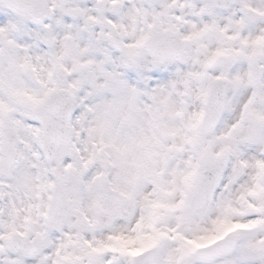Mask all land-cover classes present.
I'll list each match as a JSON object with an SVG mask.
<instances>
[{
	"label": "snow or ice",
	"instance_id": "1",
	"mask_svg": "<svg viewBox=\"0 0 264 264\" xmlns=\"http://www.w3.org/2000/svg\"><path fill=\"white\" fill-rule=\"evenodd\" d=\"M0 264H264V0H0Z\"/></svg>",
	"mask_w": 264,
	"mask_h": 264
}]
</instances>
